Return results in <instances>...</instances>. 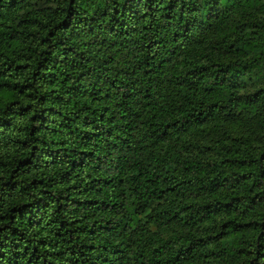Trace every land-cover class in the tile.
<instances>
[{"label": "trees", "instance_id": "trees-1", "mask_svg": "<svg viewBox=\"0 0 264 264\" xmlns=\"http://www.w3.org/2000/svg\"><path fill=\"white\" fill-rule=\"evenodd\" d=\"M0 0V264H264V0Z\"/></svg>", "mask_w": 264, "mask_h": 264}, {"label": "rangeland", "instance_id": "rangeland-1", "mask_svg": "<svg viewBox=\"0 0 264 264\" xmlns=\"http://www.w3.org/2000/svg\"><path fill=\"white\" fill-rule=\"evenodd\" d=\"M36 4H41V1L40 0H36V1H34Z\"/></svg>", "mask_w": 264, "mask_h": 264}]
</instances>
